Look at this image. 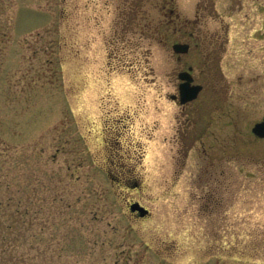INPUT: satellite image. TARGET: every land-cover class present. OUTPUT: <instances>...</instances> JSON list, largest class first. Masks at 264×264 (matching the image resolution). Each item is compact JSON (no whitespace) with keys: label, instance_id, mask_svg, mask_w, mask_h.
Instances as JSON below:
<instances>
[{"label":"rangeland","instance_id":"1","mask_svg":"<svg viewBox=\"0 0 264 264\" xmlns=\"http://www.w3.org/2000/svg\"><path fill=\"white\" fill-rule=\"evenodd\" d=\"M200 1L145 2L153 37L123 0H0V264H264V0Z\"/></svg>","mask_w":264,"mask_h":264},{"label":"flooded vegetation","instance_id":"2","mask_svg":"<svg viewBox=\"0 0 264 264\" xmlns=\"http://www.w3.org/2000/svg\"><path fill=\"white\" fill-rule=\"evenodd\" d=\"M170 1V0H169ZM203 1V0H201ZM200 1V2H201ZM198 2V3H200ZM168 16L171 17L173 19V17L176 16V12H175V9H169V13H168ZM218 15H216L217 17ZM197 18H195L194 20L192 21H189V20H185V19H182L180 20V26L179 28L177 29V33H179L181 36H182V41L179 40V42H175L173 43L172 45V49L174 47V45L176 44H180V45H184V46H187V51L186 52H180V53H175L174 49H173V52L176 54L177 56V60L178 62H183L184 63V68L182 71H180L177 75V78H178V81H179V84H178V95H172L171 98L174 102H177L180 104V106L183 108H187L188 106H190L191 104H195L199 101V98L201 96V94L203 93L204 91V88H205V85L204 83H199L194 75V71L199 69V68H202L203 66L206 67V65L209 64V61L212 62L214 61V66L216 67V63H217V60L218 58L214 57L215 60H212V58L210 57L211 54L210 52L208 53V57L205 58L206 61L200 63V64H196L195 62L193 61H189L187 58L190 56L191 54V51H192V46H196L195 48L197 49L199 47V50L200 48L202 47L203 44L205 45H209L211 46L213 49H215V51H218L215 47L216 45H212V43H208L205 39H200V37L198 35H196V27L200 25L201 23V19H200V15L197 14L196 16ZM209 18L212 17V15H209L208 16ZM215 17V18H216ZM169 41V38H167V42ZM228 41L227 39H222V41H220L219 43V50L220 52H222L223 50H225V46L227 45ZM198 50V51H199ZM186 59V60H185ZM185 60V61H184ZM219 60H222V58H220ZM218 64V63H217ZM198 66V67H197ZM214 68V67H213ZM183 72H187L189 73V75L191 76L192 78V85H200L202 86V90L201 92L199 93L198 97L196 99H194L193 101H190V102H187L185 104H181L180 103V96H179V85L184 83L185 81L181 80L179 78V75ZM135 216H137L136 214H134Z\"/></svg>","mask_w":264,"mask_h":264},{"label":"water","instance_id":"3","mask_svg":"<svg viewBox=\"0 0 264 264\" xmlns=\"http://www.w3.org/2000/svg\"><path fill=\"white\" fill-rule=\"evenodd\" d=\"M187 46L176 44L173 49L175 53L186 52ZM179 78L184 83L179 85V96L180 103L185 104L187 102L193 101L199 95L202 90V86L200 85H192V78L187 72H183L179 75ZM252 133L254 136L260 139H264V119L261 122L256 123L252 128ZM130 211L132 213H137L139 217H146L149 215V210H147L144 206H142L139 202H135L130 205Z\"/></svg>","mask_w":264,"mask_h":264},{"label":"trees","instance_id":"4","mask_svg":"<svg viewBox=\"0 0 264 264\" xmlns=\"http://www.w3.org/2000/svg\"><path fill=\"white\" fill-rule=\"evenodd\" d=\"M124 6L120 10L119 20L117 22L118 25H121L122 31L127 30H135V28L139 25L142 11L144 12L145 2L148 0H123ZM145 13V18L147 19L145 26L150 31V35L153 37L158 33V28L154 27L149 20V16L147 15V11ZM140 18V19H139ZM144 28V27H142Z\"/></svg>","mask_w":264,"mask_h":264}]
</instances>
